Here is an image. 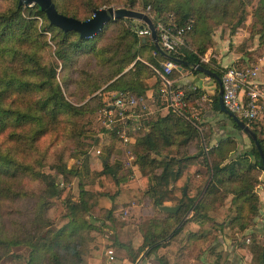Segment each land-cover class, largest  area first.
Instances as JSON below:
<instances>
[{
	"label": "trees",
	"instance_id": "obj_1",
	"mask_svg": "<svg viewBox=\"0 0 264 264\" xmlns=\"http://www.w3.org/2000/svg\"><path fill=\"white\" fill-rule=\"evenodd\" d=\"M18 1L14 0L9 9L0 11V58L3 60L0 64V212L2 201H14L23 195L20 178L25 176L44 184L45 188L41 196L47 206L53 203L56 205V217L61 216L66 210H69L70 213H67V223L58 229L54 236H51L48 230L44 231L42 235H37L39 227L45 220L41 214L33 217L23 238L17 235L6 236L0 232V252L2 255L8 254L11 247L24 245L29 248L25 264H82L79 257L80 250L77 249L78 239L82 237L83 231L95 229L87 220L89 215H94L92 210L95 205L91 204L94 195L80 183V198L78 201L70 203L67 201L70 191L69 178L76 175L82 177L81 173L74 169H67L63 164L59 171L63 176V182L59 189V185L52 175L39 170V167L42 166L41 161L33 160L30 157L31 151L42 137L53 135L61 128V116L65 115L67 118L77 116L81 114V109L64 98L62 90L56 82V64L43 62L37 52H23L22 44L26 43L32 49V43L28 40L35 32L37 20L41 19L43 31L53 33L57 58L64 62L74 52L89 53L92 50L93 41L101 38L111 24L130 23V18H118L110 21L96 36L83 38L77 32L65 31L51 25L38 5L19 6ZM52 1L59 13L79 20L89 18L95 9L103 8L89 1V14L79 17L64 10L67 0ZM164 1L146 0L144 5L152 4L155 18H158L160 5ZM236 1L212 0L211 3L209 0L208 4L211 3L213 9L226 15L229 11L228 6ZM134 4L135 1L131 0L129 8H124L132 9ZM176 4H179V1ZM242 7L244 9V5ZM175 14L180 16L181 13L176 11ZM189 16L191 17L188 13H183L182 18H179L176 23L182 24L188 21L186 19ZM254 16L260 24L259 32L262 34L260 43H264V0L258 1ZM242 22V19L241 22L239 20L237 27ZM191 31L193 29L188 33ZM36 36L43 37L40 33H36ZM138 42L140 48L149 46V49L155 52L156 57L149 55L146 62L156 65L160 69V63L166 58L155 49L150 39L143 43L128 27L124 28L123 33L115 39L114 44L108 46V49L114 47L119 51H115L107 59L108 62L110 57L114 58L111 74H109L112 76L110 79L117 77L108 86V89L127 93L134 97L138 101L136 108L145 98L147 90L145 80L154 75V72L144 62L136 60L139 51L129 52ZM103 48L106 51V48ZM104 49L101 50L104 51ZM207 49V43L200 42L193 48L188 47L185 43L176 53L168 54L188 62V66L183 67L192 70L193 73H199L193 68L194 65L199 64L222 77L225 68H214L201 61V57ZM5 57H10V64L7 65L8 61L5 60ZM25 60L29 63L27 67L21 65ZM129 64L132 65L131 69L122 73ZM234 66L247 67L240 64ZM176 74H180V72L173 70L171 77L175 78ZM212 80L216 84V95L212 101V108L222 113L218 105L217 83L214 79ZM36 94L39 95L35 96ZM184 94L189 105L192 97L195 96L198 99L203 95L198 89L188 90ZM186 94H189V97ZM191 94L194 96L190 98ZM157 95L159 97L158 93ZM106 108L113 109L109 105H106ZM226 117L232 122L235 129L241 131L230 117L227 115ZM240 119L247 123L257 135L264 154V137L261 135L264 116L251 121ZM193 122L168 110L164 116H157L147 123L150 126L147 132H144L140 137H133L135 140L133 144L135 164L141 169L152 168L143 178L144 197L152 203L157 213L164 217L155 225L153 234L147 232L144 235V241L139 251L149 248L151 252H154L166 244L168 239L181 230L183 217L190 210L194 219L211 220V212L221 207L229 196L231 198L228 210L232 212V215L228 217L229 228L245 230L253 225L258 214L259 199L255 189L262 182L260 177L264 170L259 152L251 137L245 133L251 143L249 150L237 153L235 138L225 136L219 138L214 145L207 146L206 151L199 147L195 154L189 155L186 153L189 148L187 143L195 140V147H198L200 139L198 125H194ZM258 127L261 128L258 129ZM115 130L117 129H113V131ZM210 132V128L207 129V139H210ZM81 133L82 131L78 132L79 135ZM180 139H184L186 143L181 144ZM172 147L179 152L184 151L186 154L183 157L163 154V150ZM123 154L116 149H113V152L110 150L104 158L105 163H103L100 172L90 171L86 160L85 166L83 165L84 175L87 177L85 180L90 177V174H93L94 177L104 176L118 187L121 182L128 180L131 173L126 165V156ZM194 162L201 164L205 170L203 177L197 182H192L187 176L188 166L194 165ZM195 174L198 172L196 171ZM184 186L187 187L185 194H183ZM167 201L180 205V208L174 213L160 210L159 207L164 206ZM95 209L97 212L103 211L107 214L106 222L110 223L113 220L114 207L109 209L96 207ZM249 238L256 237L252 234ZM205 240H207L206 237L201 240L195 238L189 241V253L192 255V251L194 252L197 248L201 249L200 246ZM263 248L264 242L260 246L250 247L253 258L255 261H259V264H263ZM136 255L137 252L132 260L136 258ZM16 256L18 257V255ZM159 263L166 264L162 258L159 259ZM214 263L217 264L218 261Z\"/></svg>",
	"mask_w": 264,
	"mask_h": 264
},
{
	"label": "rangeland",
	"instance_id": "obj_2",
	"mask_svg": "<svg viewBox=\"0 0 264 264\" xmlns=\"http://www.w3.org/2000/svg\"><path fill=\"white\" fill-rule=\"evenodd\" d=\"M89 1L103 8L108 6L116 8L128 7L131 0H67V6L64 10L69 13H74L79 17H85L89 14ZM134 1L135 4L132 9L147 12L151 16L156 17L152 4L144 5L146 0ZM177 1H179V4H176ZM208 1L209 0H165L160 5L161 9L157 17L162 22L170 23L172 21L176 22L179 18H182L181 15L183 13L191 15V17L189 16L186 20L192 21L193 31L187 33L183 40L190 48L196 47L200 42L208 44V49L201 57L203 63L210 64V66L214 68H226L235 64H240L243 66L255 67L258 72L263 74L260 65L262 64V56L264 55V43H260L262 37V34L259 32L260 24L254 16V10L259 0H237L235 3L233 2V4L228 6L229 11L226 15L213 9L211 6L212 0L209 4ZM13 3L14 0H0V11L9 9ZM243 5L244 9L242 7ZM176 11L181 13L180 16L174 15ZM241 19L243 22L237 27L239 24L238 21L240 20L241 22ZM140 23L141 22L138 20L130 19V23L111 24L102 34L101 38L97 39L95 42L93 41V43L91 42L92 50H90L89 53H81L80 51L74 52L69 56V59L64 62L57 58L53 33L43 31L41 19L37 20L35 32L31 35V39L28 40L32 43V49L26 43L22 44L23 52H37L43 62L56 64V82L59 84L64 98L81 109V114L77 116L68 118L65 115L61 116V128L53 135L49 134L42 137L31 151L30 155L33 160L39 159L41 161L42 166L39 167V170L52 175L56 179L59 189L63 182V176L59 172L63 164L67 169H74V171L77 170L81 173L82 177L76 175L69 178L68 186L70 187V191L67 201L70 203L79 200L80 183H82V186L85 189H89L88 191L92 192L94 195L91 204H94L95 208L107 209L104 207V201L108 199L104 198L113 199L115 194L119 191V186L117 187V185L108 181L105 177H94L93 174H90V177L85 180V178H87L84 175L83 169L85 161L87 160L89 165L91 158H95V164L91 167L94 168V172H97V170L102 167L101 159L105 158L110 150L113 152V149H116L120 153L123 152L125 156L132 153L133 156L134 147L131 146L129 140L125 141L124 137H128V139L129 137H140L144 132L150 129L147 123L155 119L147 114V110L145 109V98L141 100V105L136 108L138 116L135 118L121 119L116 111L109 113L106 108V105H110L115 95L119 93L108 89V86L117 77L110 79L112 76H109V74H111L110 70L111 65L114 63V58L110 57L108 62L107 59L112 53L119 51L114 47L108 49V46L115 43V39L123 33L126 27L136 33L139 39H142L137 33ZM36 33L42 34L43 37H37ZM146 40H148V38H146ZM103 47L106 48V51ZM101 49H104V51ZM134 51H139L136 60L144 62L153 72L154 68L159 69L156 65L146 62L149 55L151 57H156L155 52L150 50L149 46L140 48V43L138 42L133 50L129 52L131 53ZM9 58L10 57H5V60L8 61L7 65L10 64ZM2 61L3 60L0 58V64ZM21 65L27 67L29 63L25 60ZM131 66V64L127 65L122 73L130 70ZM187 70L188 73L186 75L192 74L195 76L197 74L196 77H194L193 84L199 87L197 89L205 95V98L201 97L197 99L194 94L190 95V98L194 96L189 105V112H191L190 121H195L196 123L193 122V124L198 125L197 130L200 139L198 140V147H195V140L189 141L187 143V147L189 148L186 153L193 155L199 147H202V149L206 151L208 149L207 146H211V142H215L218 138L223 136L234 135L233 137L235 138L238 135H244V132L233 127L232 122L224 113H220L212 108V101L216 95L215 82L204 74L192 73V70ZM175 78L183 81L181 73L176 74ZM185 84H188V82ZM184 87L185 86L182 87L176 82V88L186 93L188 90ZM37 95L39 94L35 96ZM187 97H189V94ZM206 110H211L212 112L206 117L207 121H203L205 117L202 115L205 114ZM115 128L117 130L113 131ZM209 128L211 131L210 139H207V129ZM260 128L261 127H258V129ZM79 131H82L80 135L78 134ZM261 135L264 137V125ZM111 139L113 140L112 143ZM180 140L179 142L181 144L186 143L184 139ZM236 148L243 151L242 143L239 138L236 140ZM98 150L100 151L99 153L97 152ZM186 153L184 151L179 152L174 147L163 150V154L178 155L180 157H183ZM93 154L96 157H94ZM97 157L99 159H97ZM132 159L135 160V157L133 156ZM126 161L128 160L126 159ZM194 163V165L188 166V170L191 168L198 169L200 167L202 178L205 173L203 166L198 164V162ZM91 167L89 166V169L93 172ZM147 170L150 172L152 168L149 167ZM20 181L23 195L14 201L4 200L1 203L0 232L6 236L17 235L23 238V236L26 235V228L29 226L33 217L41 214L44 216L45 220L39 227L37 235H42L44 231L48 230L50 231V235L54 236L58 229L67 223V213H70V211L66 210L61 216L56 217V205L53 203L47 206V204H44V198L41 196L45 188L44 184L40 183L38 180L25 176L20 178ZM260 181L264 183V172L261 174ZM167 202L170 205H176L174 202ZM226 204L227 202L225 200L221 207L211 212V215H215L219 218H222L224 215L230 217L232 212L227 209ZM95 208L93 207L92 210L94 215H89L87 217V220L95 229L83 231L82 237L78 239L77 249L80 250L79 257L82 264H84V259L91 246L100 243L104 244L105 247H109L113 242L115 243L117 241V238L114 239L116 235L114 231L117 232L118 228H120V223L114 220L110 223L106 222L107 214L103 211L97 212ZM225 209L227 211H225ZM121 213L124 217L126 216L125 210H122ZM80 214L83 215V213ZM110 230H112L113 233H110ZM236 231L237 230L228 228L226 230V237L231 242L235 243V245H247L250 252V247L255 245L260 246L262 242H264V239L258 240L256 238L240 237L235 234ZM215 234L214 237L217 238L219 236L218 229ZM98 238H105L106 241L102 242L101 240V242H99ZM28 252L29 248L27 246H13L10 248V253L8 254L2 255V252H0V264H25ZM217 252L215 253V257L216 254L220 257V253ZM117 254L118 253L114 254L115 257H117ZM16 255H18V257ZM220 260L221 257L217 258L215 261L219 262ZM247 260L251 264H259V261H255L253 258L252 253L250 259L248 254Z\"/></svg>",
	"mask_w": 264,
	"mask_h": 264
},
{
	"label": "crops",
	"instance_id": "obj_3",
	"mask_svg": "<svg viewBox=\"0 0 264 264\" xmlns=\"http://www.w3.org/2000/svg\"><path fill=\"white\" fill-rule=\"evenodd\" d=\"M262 58L263 60L260 68L263 74L258 72L256 79L257 81L264 83V55ZM181 71L183 72V69ZM187 71L188 70L186 69L184 73L180 72L183 81L177 80V82L180 86H185V89L187 88V90L191 91L189 86H195L193 81L197 74L195 76L192 74L186 75L188 73ZM158 81L155 72L153 76L145 80L147 85V90L145 92V109L147 110V114L153 118L164 116L168 112L164 107L162 100L157 95V88L159 86ZM184 81L185 83L188 82V84H185ZM197 88L199 87L195 86V89ZM202 98H205V95H202ZM211 112V110L205 111V114L202 115L205 117L203 118V121H207L206 117ZM135 114V117L138 116L136 110ZM235 138L236 140L239 138L241 141L243 151L251 148V143L245 134L238 135ZM128 140L131 142V146H133L132 144H134L135 141L134 138L129 137ZM216 141L211 142V146L214 145ZM238 152L241 151L237 149V153ZM93 156L96 157L94 154ZM132 158V153L126 155V159L128 160L126 161V165L131 171L128 180L119 184V191L115 194L113 199L104 198L108 199L104 201V207L107 209L114 207L112 218L114 221L120 223V228H118L117 232L114 231L116 233L114 239L117 238V241L115 243L113 242L109 247H105L104 244L100 243L91 246L84 259V264H160V258H162L166 264H215L214 261L218 258V254H216L215 257L217 251H219L217 253H220L221 257L218 264H251L247 260L248 254L249 259L251 258V252L248 250L249 247L245 244L235 245V243L231 242L226 237V230L229 228L227 224L228 216L224 215L222 218H219L215 215H210L211 220L194 219L192 218L191 210L183 217L181 230L172 238L168 239L166 244L160 246L154 252H151L149 248L139 251V248L144 241V235L147 232L153 234L155 225H157L164 217L163 215L158 214L152 203L144 197L143 178H145V175L149 171L147 169L139 168L135 164V160ZM97 159L99 158L97 157ZM95 161V158H91L89 166H93ZM103 163H105L104 158L101 159V165H103ZM199 168H191L187 171V176L192 182L200 180L199 178H201V174ZM93 169L94 168L91 167V170ZM101 170L102 167L97 170V172H100ZM196 171L198 174H195ZM255 191L259 196V214L254 219L253 225L245 230H237L235 234L240 237L244 236L248 238L253 234L256 239L263 240L264 183L257 186ZM230 198L231 196L226 199L227 209L229 207ZM165 205L170 206L168 202H165ZM122 210H125V217L121 213ZM225 211L227 210L225 209ZM217 229L219 236L215 238L214 236L216 235L215 232H217ZM110 233H113V231L110 230ZM204 237H206L207 240L201 244V249L197 248L194 252L192 251L191 255L189 253L188 242L195 238L201 240ZM101 240L102 242L106 241L105 238H98L99 242H101ZM108 249L113 251L112 259L109 258L107 253ZM136 252V258L132 260V257H134ZM115 253H118L117 257H115Z\"/></svg>",
	"mask_w": 264,
	"mask_h": 264
},
{
	"label": "built area",
	"instance_id": "obj_4",
	"mask_svg": "<svg viewBox=\"0 0 264 264\" xmlns=\"http://www.w3.org/2000/svg\"><path fill=\"white\" fill-rule=\"evenodd\" d=\"M147 13V12H146ZM155 24L159 46L166 53H176L178 49L185 44L183 38L192 29V21L188 20L182 24L176 22L165 23L158 18L147 13ZM138 35L140 38L150 39V30L144 24L143 28L138 26ZM151 40V39H150ZM203 60V59H202ZM173 70L181 72L177 64L166 59L160 63V69L154 68V72L159 80L157 88L159 98L164 107L187 119L191 120L189 112V103L181 89L176 88V78H172ZM258 71L255 67L229 66L221 77L222 99L224 106L238 118L251 121L264 116V83L257 81ZM194 90L195 86H189ZM117 97L109 105L113 107L108 110L109 113L117 111L121 119L135 117V108L138 101L127 93H117ZM127 141L128 137H124ZM100 152L99 150L97 151ZM109 258H113V251L107 250Z\"/></svg>",
	"mask_w": 264,
	"mask_h": 264
},
{
	"label": "water",
	"instance_id": "obj_5",
	"mask_svg": "<svg viewBox=\"0 0 264 264\" xmlns=\"http://www.w3.org/2000/svg\"><path fill=\"white\" fill-rule=\"evenodd\" d=\"M32 4H36L40 7L41 11L44 12L51 25L65 31L77 32L83 38H91L96 36L98 33L102 31L105 24L118 18H130V19L138 20L141 22L139 24V28H143L144 24L147 25V27L149 28L151 42L153 43L155 49L159 53H161L166 59L176 63L178 69L181 70L183 69V72L186 70L184 67L188 66V62L182 60L179 57L172 56L161 49L157 39L155 24L153 23L152 19L146 12L128 9L124 7H118V8L104 7V8L95 9L89 18L85 20H79L59 13L56 10L52 0H19L18 1L19 6L32 5ZM141 41L144 43L146 39L142 38ZM193 68L196 69L199 73L207 75L208 77L216 81L218 87L219 110L228 117H230L232 121H234V123L241 129L242 132L248 134L251 137L259 152L260 160L262 162V168L264 170V154L262 152L260 143L257 139V135L254 133V131L249 127L247 123H245L240 118H238L234 113L230 112L223 104V99H222L223 89H222L221 77L211 69H208L199 64L194 65ZM116 97L117 95H115V98ZM111 107L113 106L111 105ZM186 188L187 187L184 186L183 194L186 193ZM159 208L162 211L174 213L180 208V205H175V206L164 205ZM262 260L264 264V248L262 252Z\"/></svg>",
	"mask_w": 264,
	"mask_h": 264
}]
</instances>
